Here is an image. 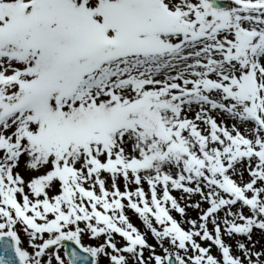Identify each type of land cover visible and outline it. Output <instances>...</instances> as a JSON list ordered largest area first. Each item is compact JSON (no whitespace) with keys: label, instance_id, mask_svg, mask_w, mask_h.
Returning a JSON list of instances; mask_svg holds the SVG:
<instances>
[{"label":"snow or ice","instance_id":"6c2138e0","mask_svg":"<svg viewBox=\"0 0 264 264\" xmlns=\"http://www.w3.org/2000/svg\"><path fill=\"white\" fill-rule=\"evenodd\" d=\"M0 264H264V0H0Z\"/></svg>","mask_w":264,"mask_h":264},{"label":"rangeland","instance_id":"374dc122","mask_svg":"<svg viewBox=\"0 0 264 264\" xmlns=\"http://www.w3.org/2000/svg\"><path fill=\"white\" fill-rule=\"evenodd\" d=\"M132 218H133L134 223H136L137 225L140 224L139 220H137L134 216Z\"/></svg>","mask_w":264,"mask_h":264}]
</instances>
